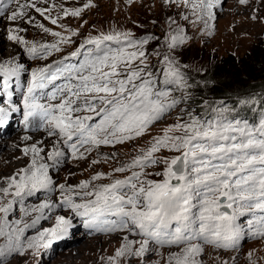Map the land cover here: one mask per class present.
<instances>
[{"label": "snow or ice", "instance_id": "6c2138e0", "mask_svg": "<svg viewBox=\"0 0 264 264\" xmlns=\"http://www.w3.org/2000/svg\"><path fill=\"white\" fill-rule=\"evenodd\" d=\"M13 2L5 0L0 4V18ZM181 2L195 16L192 23L214 27L209 22L216 19L213 9L221 0H165L169 5L179 6ZM247 2L239 0L240 4ZM90 6L91 0L84 8ZM31 7L43 14L44 10L34 3ZM80 14L81 9L65 11L66 16ZM22 15L12 11L7 19L15 21ZM182 19L187 21L189 16ZM51 22L56 24L57 20ZM169 24L176 25V21L169 18ZM10 38L26 43L18 35ZM154 39L158 38L101 33L70 54L81 56L83 50L82 63L65 66L54 62L33 70L26 85L15 84L16 89L22 90L25 128L43 129L55 139L47 151L44 141L26 146L23 153L31 154L30 162L8 177L5 187H0V201L12 197L6 204L0 203L3 214L0 237L4 239L0 243V264H5L13 254L50 247L54 239H61L71 229V217L60 215L54 227L44 229L35 238L22 240L26 229L34 226L40 215L31 223L8 219L14 203L23 204L25 197L40 191L51 195L57 188L58 204L84 217L85 228L142 237L135 241L125 235L115 256L108 257L109 264H118V258L122 257L144 256L150 251V243L179 248L170 255L168 264H201L197 257L203 253L204 245L238 248L246 235L264 238V118L256 123L238 116L229 119L223 114L226 107L223 104L207 114V118L189 114L187 122L180 120L164 129L163 135L155 138L146 150L114 169L116 173L130 172L123 179L92 185V181L106 175L97 173L91 180L71 185L56 184L50 175V169H56L65 156L61 146L70 149L74 158L83 159L85 152L93 148L122 144L142 136L150 125L186 99L173 98L170 86L188 87L176 50L190 38L179 25L165 35V51L155 53L164 65L158 70L162 80L150 70L154 67L148 63L152 53L144 48ZM53 49L60 50L57 44H32L27 53L36 58L42 53L51 54ZM23 70L24 65L14 60L0 61V92H6L9 98L8 107L0 106V125L7 122L11 112L20 110L11 104L12 81L13 78L18 81ZM61 79L64 83L56 84ZM158 81L163 87L158 86ZM161 148L179 154L163 161L166 167L156 173L162 179H147L144 169L160 162L154 154ZM55 206L51 200H44L30 210L24 208V213L42 215L44 210Z\"/></svg>", "mask_w": 264, "mask_h": 264}, {"label": "rangeland", "instance_id": "374dc122", "mask_svg": "<svg viewBox=\"0 0 264 264\" xmlns=\"http://www.w3.org/2000/svg\"><path fill=\"white\" fill-rule=\"evenodd\" d=\"M3 3L5 0H0V4ZM33 3L37 8L44 10L43 14L36 12L31 7ZM88 3L89 0H14L7 6L4 17L0 18V53L3 54L1 56H5L4 50L14 45L13 56L9 61L17 59L16 63L23 64L24 70L20 73L18 81L16 78H13L12 81L11 104L20 110L11 112L3 127L8 126V123H12L13 126H17L19 123L23 125L22 90L16 89L17 82L26 85L31 79L33 70L53 65L54 62L65 66L82 63L83 50H81V56L72 57L70 54L87 39L101 33H131L132 37L137 39L150 35L162 40L172 28L179 25L190 38L182 46L189 53V58H193L196 53L200 72L207 68L209 59H228L231 55L237 58L242 56L249 58L253 53V48L260 42H264V0H248L246 4H240L239 0H221L220 4L213 9L216 19L209 22L214 25L212 28H206L202 22L192 23L195 16L190 14V9L185 7L182 2L177 6L176 4H166L165 0H91V6L84 8V5ZM74 9H81V14L79 16L65 15V11L70 13ZM12 11L22 12L23 15L15 21H9L7 16ZM185 15L189 16V20L182 19ZM169 18L175 20L176 25L170 26ZM52 19H56L57 23L52 24ZM209 32L211 34H208ZM53 33H60V35L56 36ZM11 35L22 37L26 43L12 40ZM112 43L115 47V43ZM32 44H57L60 50L53 49L51 54L42 53L33 58L27 53V48ZM86 47L92 48L93 46L86 45ZM147 52L152 53L148 58V63L154 67H151L150 70L156 72L162 80V73L158 70L163 69L164 65L160 63L161 57L155 54L164 52L162 44L158 50L157 47H154V49H148ZM9 56L7 55L5 58H9ZM63 83V79L56 81L58 85ZM158 86L163 87L159 81ZM208 99L205 96L196 100L190 99L189 102L171 109L161 119L150 125L142 136L122 144L101 145L93 148L90 152H85L83 159L74 158L70 149L61 146L65 156L56 169H50V175L56 184L71 185L91 180L97 173L106 175L99 180L92 181V185L98 186L110 183L114 179H123L130 172L116 173L114 169L129 163L135 156L141 154L142 150H146L155 138L163 135L164 129L180 120L187 122L186 112H197L200 108L213 113L215 108L211 106ZM0 106H9L6 92H0ZM26 131L25 136H35L37 139L39 138V141L42 139L40 133H46L43 129L35 131L29 128ZM53 140L47 141L45 150L51 149ZM3 151L4 146L2 145L0 156ZM178 154L168 148H161L154 154L160 162L144 169L146 178L162 179L163 177L157 176L156 173L163 172L166 167L163 161L170 160ZM109 173L111 175H108ZM2 177L3 175L0 173V187H5L6 182L1 180ZM10 199H12L11 196L5 197L0 203L6 204ZM59 199L60 194L57 188L51 195L40 191L34 196L25 197L23 204L19 202L13 204V208L8 214L9 220H22L23 223H31L34 218L40 215L38 222L26 229L22 240L35 238L44 229L54 227L56 217L60 215L70 216L72 227L61 239H54L50 247L26 250L23 255L13 254L6 259L5 264H109L108 257L115 256L116 250L124 242L125 235L135 241L142 239L139 235L126 232L101 233L89 230L84 227L85 218L76 216L70 212L67 206H60ZM44 200H51L57 206L50 210H44L42 215L35 212L25 215L24 208L30 210ZM2 215L0 214V216ZM92 240L94 248H90L89 245ZM0 243H4L2 237H0ZM149 247L150 251L144 256L118 258V264H168L170 255L179 251V248L174 245L158 246L150 243ZM90 250L93 252L88 253ZM197 259L201 264H264V238H252L246 235L238 248L223 249L204 245V251Z\"/></svg>", "mask_w": 264, "mask_h": 264}, {"label": "trees", "instance_id": "16d2710c", "mask_svg": "<svg viewBox=\"0 0 264 264\" xmlns=\"http://www.w3.org/2000/svg\"><path fill=\"white\" fill-rule=\"evenodd\" d=\"M161 44L165 51L164 38L151 40L144 48L148 50L157 47L158 50ZM252 52L249 58L231 55L228 59H209L207 68L200 72L196 53L193 58H189V53L180 46L176 50V57L188 87L180 89L170 86L173 98L186 97L179 104L183 105L190 99L196 100L205 96L214 108L225 105L223 114L229 119L238 116L251 123L258 122L264 118V42L256 45ZM189 114L207 118V114L212 112L200 108L197 112L188 111L185 113L187 120Z\"/></svg>", "mask_w": 264, "mask_h": 264}, {"label": "bare ground", "instance_id": "6f19581e", "mask_svg": "<svg viewBox=\"0 0 264 264\" xmlns=\"http://www.w3.org/2000/svg\"><path fill=\"white\" fill-rule=\"evenodd\" d=\"M9 46V45H8ZM5 48V46H4ZM12 48V49H11ZM11 48H6L7 50H4L5 56H1L3 54L0 53V60L3 62H10L9 59L13 56V49L14 45H12ZM7 55H10L9 58H5ZM2 58V59H1ZM17 59L14 61L16 62ZM5 125V124H4ZM26 128L22 124H17V126H13L12 123H8V126L3 127V125L0 126V148L3 145L4 151L2 155L0 156V173L3 175L2 179L3 181H7V178L17 173L21 168H24L27 166V164L31 160V154L28 156H25L23 153V149L26 146H29L33 143H38L40 141H44L43 147L45 148L47 145V141L53 140L52 137H48L46 133H40L42 136V139L39 141L34 135V137H31L30 140H25L24 133H26ZM43 132V131H42ZM21 135H17V134ZM30 133V132H29ZM28 133V134H29ZM37 134V133H36ZM35 134V135H36ZM18 136V138L16 137ZM39 135V134H38ZM27 136V135H26ZM21 137V138H19ZM52 143V142H51ZM48 149V148H47ZM46 149V151H47ZM92 242L93 240L89 242L90 248H94ZM93 250H90L88 253H92ZM90 258V257H89ZM90 260V259H89Z\"/></svg>", "mask_w": 264, "mask_h": 264}]
</instances>
